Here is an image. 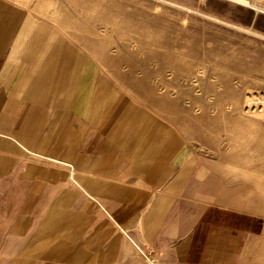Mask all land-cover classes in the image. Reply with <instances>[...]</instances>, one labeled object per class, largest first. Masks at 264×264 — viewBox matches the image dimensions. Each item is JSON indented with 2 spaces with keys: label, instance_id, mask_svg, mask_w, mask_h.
Wrapping results in <instances>:
<instances>
[{
  "label": "crops",
  "instance_id": "0c3cea01",
  "mask_svg": "<svg viewBox=\"0 0 264 264\" xmlns=\"http://www.w3.org/2000/svg\"><path fill=\"white\" fill-rule=\"evenodd\" d=\"M72 2L0 0V264H264V220L251 231L241 205L233 222L121 83L133 71L85 51L89 3Z\"/></svg>",
  "mask_w": 264,
  "mask_h": 264
},
{
  "label": "rangeland",
  "instance_id": "374dc122",
  "mask_svg": "<svg viewBox=\"0 0 264 264\" xmlns=\"http://www.w3.org/2000/svg\"><path fill=\"white\" fill-rule=\"evenodd\" d=\"M72 1L74 9L89 3L85 51L105 50V67L133 71L121 83L136 84L137 100L168 118L218 202L231 203L233 222L238 206L254 212L256 231L264 220V0Z\"/></svg>",
  "mask_w": 264,
  "mask_h": 264
}]
</instances>
